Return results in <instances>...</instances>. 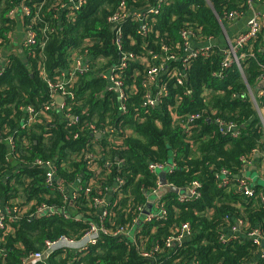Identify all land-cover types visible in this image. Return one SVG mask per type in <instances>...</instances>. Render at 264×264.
Here are the masks:
<instances>
[{"label":"trees","instance_id":"obj_1","mask_svg":"<svg viewBox=\"0 0 264 264\" xmlns=\"http://www.w3.org/2000/svg\"><path fill=\"white\" fill-rule=\"evenodd\" d=\"M63 2L0 0V210L11 202L21 210L12 230L0 235V264H19L24 255L43 249L48 239H79L90 222H99L104 209L97 203L100 199L108 201L105 208L110 210L106 227L123 228L128 234L102 235L79 260L75 257L81 254L60 250L38 264H264L261 246L247 237L221 240L236 219L245 221L244 230L264 226V202L242 196L234 177L254 151L264 150V130L248 93V85L256 91L264 74V27L240 49L246 55L243 75L236 65L223 69L224 55L213 47L209 57L188 60L183 84L161 72L153 88L159 103L145 104L150 91L147 71L156 65V56H175L164 62L169 73L183 69L182 32L194 31L202 39L217 36V17L244 12L245 0H163L160 13L147 19L145 31L135 14L157 6L158 0H86L73 18L57 8ZM122 2L131 13L123 23L121 51L136 56L120 77L127 113L120 112L117 92L108 90V80L93 75L95 71L79 75L70 87L74 97L68 99L69 111L55 107L40 67L52 78L56 70L71 67L70 49L80 47H87L90 59L98 56L107 65L118 62L121 51L109 18ZM23 4L31 16H22V23L35 20L34 29L45 45L31 55L27 49V62L13 53L2 63L8 32L15 33L21 22L10 11ZM46 25L55 30L44 35ZM85 39L91 45L84 44ZM163 82L165 95L159 92ZM255 94L264 106V89ZM27 106L43 112L40 121L23 128ZM69 112L77 123L70 124ZM187 112H198L200 118L188 123ZM218 120L234 126L239 136L222 129ZM87 124L101 131V137ZM37 160L55 164L51 185H46V170L35 164ZM157 162H172L173 169L165 175L168 184L183 189L197 181L200 195L180 202L179 194L168 190L158 201L166 217L145 221L137 209L149 204L151 211L156 208L150 199L160 174L150 172L149 164ZM221 170L230 172L229 186L218 185ZM41 205L53 212H38ZM183 223H189L191 236L182 245L168 246V238Z\"/></svg>","mask_w":264,"mask_h":264},{"label":"built area","instance_id":"obj_2","mask_svg":"<svg viewBox=\"0 0 264 264\" xmlns=\"http://www.w3.org/2000/svg\"><path fill=\"white\" fill-rule=\"evenodd\" d=\"M159 4L157 6H151L149 9L146 10V12H142L139 14H135V18L139 19L141 21V29L147 30V19L150 18V16H155L160 13L161 6L163 0H158ZM262 0H245V2L248 4L249 7H253V5L257 4L258 2H261ZM86 0H66V2H63L61 5L57 6V8L65 9L66 11V17L67 18H73L75 15H77V12L82 8ZM20 13H22V16L29 17L31 16L30 8L26 5H21V8L19 9ZM14 13V12H13ZM128 13H131L127 10L125 2L121 3V6L119 7V10L113 14L109 18V22L113 24L112 30L115 32V44L117 45L118 49L121 51L122 49V39H123V23L126 22L128 19ZM242 12H231L229 13V19L234 18L238 15H240ZM262 16L264 17V13L260 11H256L255 15L248 21L247 29L239 34L234 41L229 42L228 49L225 51V57L223 61V69L227 70L228 68L232 67L233 65H236L240 68L242 71V58H245V53H240V49L246 46L251 40L256 38L261 32L263 28V20ZM38 17H35L36 19ZM34 21L33 19L28 20L25 23V29H26V40L24 45L26 46V49H29V54H34V49H43L45 45V40L38 36V33L34 29ZM43 33L50 34L51 30H55L54 27H50V25H46L43 29ZM182 38L184 40V51L185 56L183 57V69H173L172 72H167V69L165 67V61L170 59H175V56L171 55L169 56V59L163 58L161 59L160 56H156V65L151 66L149 70L147 71L146 81L145 85L150 89L149 93L146 95L145 104H156V100L151 98V94L154 88V85L156 86L158 84V79L161 74L168 73V77L175 78L176 80H179L180 84H183V77H184V71L186 70L187 62L189 59L196 58L199 56L203 57H209L212 51V48L209 47H199V48H193L192 47V40L188 36L187 31L182 32ZM91 45V42L88 40L87 42H84V44L88 43ZM74 49H70V53H72ZM31 52V53H30ZM88 50L87 47L81 49L80 53L73 52L72 53V60L73 63L69 69H58L56 70V75H54L52 78H48L46 75V72L42 70V67H40V70L46 78V82L48 84V87L50 88V95L54 98L55 103H52L57 108H60L61 110H65V108H68L67 111H69L70 107L68 106V99H73L74 93L70 91V87L77 81L79 75H83L86 73H89L91 71H94V69L98 66L100 61H104L100 59L98 56L94 59H90L88 56ZM252 55V54H251ZM253 56V55H252ZM88 58V61L85 62L84 59ZM136 56L133 53H127L121 51L120 60L116 63H114L112 67V72L105 73L101 75V77L108 80L110 84H112V88L117 92L118 102L119 106L123 108V112L121 110L122 114L127 113V105H126V89L124 87V82L120 77H122L123 72L125 71V68L129 65V63L134 60ZM40 66V63H39ZM183 73V74H182ZM220 75V74H217ZM260 80L264 81V74L260 77ZM161 87V90H159L160 94H167L166 89V82H163ZM159 95V93L157 94ZM62 97V102H58L57 98ZM159 99V98H158ZM119 109H121L119 107ZM25 111L28 114L26 117L25 124H23V128L26 126L31 125L32 123H35L37 121L41 120L40 114L43 111H36L33 106H27L25 107ZM188 117V123L200 118V115L198 112H187L185 114ZM68 120L70 121V124L77 123L76 118L69 112L66 114ZM262 129L264 130V114H261L260 116ZM218 124L222 129H224L227 132H230L233 134V136L237 137L239 136L240 132L236 130V128L232 125H228L224 123L221 120L217 121ZM89 127L88 130H91L93 135H96V137H101V131L97 130L94 125L87 124ZM100 136H99V135ZM9 144L11 147V151L14 150V142L12 139L9 140ZM248 158H243L244 160H247ZM246 165L243 168L242 173L235 177L236 183L235 187L238 192L247 197L248 199H256L260 202H264V192L262 190H259L258 182L256 180H251L250 177L247 176L246 168L252 164L251 159L248 161H245ZM93 160H91V167L93 164ZM36 165L44 168L46 170V185H51L52 181L55 177L56 173V166L55 164L50 160H37L35 162ZM95 167V166H94ZM167 167H169V170L167 172H170L173 169V164H169L161 162V163H150L149 164V170L152 173H157L160 171H164ZM260 178L264 180V162L261 163L260 166ZM219 186L226 187L229 186L230 183V172L227 170H221L216 174ZM161 181V178H160ZM160 181L158 182V187L153 191V196H156V193L159 191V189L162 187ZM172 186L171 184L167 183V187ZM200 184L197 181H193L189 187H187L189 194L187 195H178V201L180 202H186L192 197L199 196L200 193L197 190L199 188ZM62 191H64V188H61ZM66 190V189H65ZM77 194H73V197L75 198ZM161 197H157L155 199L156 208H154V211H149L148 213H145L146 206L139 207L138 214L139 216L143 217L145 221H158L162 218L166 217L167 210L162 206L161 202H158ZM154 201V202H155ZM97 203L103 204L104 209L102 211L101 217L99 218V222H90L88 230L79 238V239H73L68 236H61L56 240H46L44 243V247L41 250H38L36 252H33L28 255H24L21 259V262L19 264H38L42 261H45L50 254L57 251H66L70 250L73 251L76 255L81 254L80 256H76L75 258L79 260L85 255V251L88 249L89 245L95 244L97 240L102 235H114L118 236L123 233L128 234V230H125L123 228H118L116 230H110L106 227L105 220L110 214V210L105 208L108 205V201L104 199L97 200ZM154 205V207H155ZM38 212H53V209L51 207H47L45 205H41L37 208ZM21 214V210L18 207L16 202H11L10 206H4L2 205V208L0 210V235L5 234L12 230V222L19 218V215ZM246 224L243 219H236L233 221V225L226 228L224 234L221 236V240L223 242H228L233 238H239V237H247L252 243L260 245L262 241L264 240V226L261 228H252L249 230H244ZM231 234V236L227 237L228 234ZM191 235L190 226L189 223H183L178 233L175 236H171L167 240V245H182L183 240L188 238ZM1 252V251H0ZM84 254V255H83ZM145 256L148 255V253H144ZM260 256H264V247H261Z\"/></svg>","mask_w":264,"mask_h":264},{"label":"crops","instance_id":"obj_3","mask_svg":"<svg viewBox=\"0 0 264 264\" xmlns=\"http://www.w3.org/2000/svg\"><path fill=\"white\" fill-rule=\"evenodd\" d=\"M210 1V0H207ZM20 9V8H19ZM19 9H14L13 11H10V16L11 17H17L20 21H21V17H22V13H20ZM256 11H260L262 13H264V5L261 2H258L257 4L253 5V7H249L248 9L245 10L244 12H242L240 15L229 19V14L227 17L225 18H221V17H217L218 22L221 26V31L220 33L215 36V37H211L208 39H202V38H196L194 40H192V47L193 48H199V47H209V48H219L220 51L223 53L224 57H225V51L228 49L229 46V42L234 41V39L241 33H243L246 29H247V24L248 21L255 15ZM14 12V13H13ZM235 12V11H233ZM239 12V11H236ZM229 13V12H228ZM262 20L264 21V17L262 16ZM25 23L19 22L17 24V26L15 27V33L11 31L8 32V36H9V44H7L4 48V50L2 51V59L1 62L5 63L7 61H9V55L16 53L19 56H21V58L27 62L28 58H27V53H26V46L24 45L25 40H26V29H25ZM263 27H264V22H263ZM14 33V34H13ZM88 39H85L84 42H87ZM262 46L264 47V36H263V44ZM82 47L80 48H75L73 52H77L80 53ZM31 53V52H30ZM72 53H71V58H72ZM185 52L184 55L185 56ZM85 62L88 61V58L84 59ZM73 63V60H72ZM113 64L111 65H107L104 61H100V63L98 64V66L95 68V73L98 72L100 69H104L106 67H111ZM244 74V69L242 66V75ZM264 81L260 80L258 81V85L256 86V91L260 90V89H264V87L261 86V84ZM256 91L253 90L249 85H248V93L250 96V99L252 102L255 103V109L257 111L258 116H260L261 114H264V106L259 105L258 101H257V96H256ZM259 95H262V92L259 93ZM260 118V117H259ZM252 164H250L247 168H246V174L248 177L251 178V180H255L252 176L253 174H255L256 176H258V180H256L258 182L259 186V190H262V192H264V181L261 182V178H260V166L261 163L264 162V150H256L253 153L252 156ZM238 175H235V177H237ZM232 233L228 234L227 237L231 236ZM261 247H262V243H261Z\"/></svg>","mask_w":264,"mask_h":264},{"label":"water","instance_id":"obj_4","mask_svg":"<svg viewBox=\"0 0 264 264\" xmlns=\"http://www.w3.org/2000/svg\"><path fill=\"white\" fill-rule=\"evenodd\" d=\"M262 87H264V82L261 84ZM63 98L62 97H58L57 98V101L58 102H62ZM99 135V134H98ZM100 136V135H99ZM169 164H172V162H169ZM169 170V167H167L164 171H160V178H161V185L162 187L159 189V191L156 193V196H154L153 198L150 199V202H154V200L157 198V197H162L164 195V193L166 191H171V192H174V193H177L179 195H187L189 194V191L187 188H183V189H179L175 186H170V187H167V180H166V173L167 171ZM151 210V204H149L146 209H145V213H148L149 211ZM262 247H264V240L262 241Z\"/></svg>","mask_w":264,"mask_h":264},{"label":"rangeland","instance_id":"obj_5","mask_svg":"<svg viewBox=\"0 0 264 264\" xmlns=\"http://www.w3.org/2000/svg\"><path fill=\"white\" fill-rule=\"evenodd\" d=\"M188 32V36H189V38L191 39V40H194V39H196V34H195V32L194 31H187ZM183 44H184V42H183ZM26 49V48H25ZM26 51H27V49H26ZM29 53V52H28ZM45 61H46V58L45 57H43L42 58V62L43 63H45ZM94 71H95V69H94ZM184 71V70H183ZM111 73L112 72V67H106V68H104V69H100L98 72H96L95 74H93V75H95V76H101V75H103V74H105V73ZM183 74V73H182ZM184 75V74H183ZM182 81L184 82V79H182ZM177 83H179V80H177L176 81ZM180 84V83H179ZM107 89L108 90H113V88H112V84H110L109 82H108V85H107ZM117 96V95H116ZM118 98H119V96H117V102H118ZM151 98L152 99H155L156 100V104L157 103H159V100H158V95L157 94H154L153 92H152V94H151ZM120 99V98H119ZM118 106H119V102H118ZM121 109H119L120 110V112H121V110H122V112H123V108L121 107V106H119ZM94 166H96V164L95 163H93L92 164V167L94 168ZM256 174V173H255ZM255 174H253V178L255 179V180H258V176H256ZM262 180V179H261ZM264 180H262L261 182H263ZM154 196H152V198H153ZM191 236V235H190ZM189 236V237H190ZM188 237V238H189ZM187 239V238H186ZM186 239H184L183 240V242L186 240ZM182 242V243H183Z\"/></svg>","mask_w":264,"mask_h":264}]
</instances>
